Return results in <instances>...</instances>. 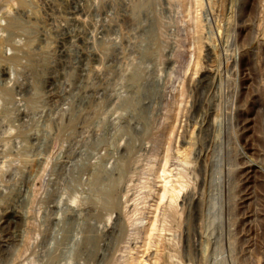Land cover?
Listing matches in <instances>:
<instances>
[{
  "label": "rangeland",
  "instance_id": "obj_1",
  "mask_svg": "<svg viewBox=\"0 0 264 264\" xmlns=\"http://www.w3.org/2000/svg\"><path fill=\"white\" fill-rule=\"evenodd\" d=\"M136 1L138 0H84L83 5L87 8L88 15L80 19L81 22L77 24L69 16L67 17V11L78 3V0H0V56H2L0 119L8 110L7 101H11L12 106L6 112L7 119L10 121L14 119L12 122L17 121L19 111L18 107L14 106V101L20 99L19 88L25 90L34 83L32 87L39 88V90L36 88L37 93L31 94L32 96L28 95L30 94L28 92L25 94L28 99L31 97L30 100H34V106L30 107L29 112H32L35 119L31 117L29 122L35 125L31 126L32 130H39L41 135L38 144L42 145L40 150L37 142L35 141V144L32 142L35 146L31 149L30 162L25 161L24 167L19 165L18 161L0 163V185L5 180L9 167L10 170L18 169L20 174L28 168V172L32 174L36 166L34 164L43 158L45 160H43V172L41 176L33 178L29 189V201L23 206L29 218L23 238L15 247L12 259L7 264H42V245L49 238L50 229L54 227L51 221L53 219L51 206L62 193L56 179L59 174H66L71 169L68 167L71 160H75L80 165V162H87L85 160L91 152H96L98 162L93 160V157L90 162L88 158V162L91 163L89 165L87 162L88 167L93 168L95 163L97 166H103L110 161L114 151L116 152L117 143L125 145V141L129 138L131 145H134L132 147L136 150L129 157L131 158L129 163L132 162L131 168L128 164L130 173L129 176L126 175L128 178L125 176L124 179V184L130 186L126 188L123 184V193L120 191V195H124L121 202L128 208L125 219L129 223H134L140 213H144L146 217L157 215L158 226L164 225L167 229L159 235L160 238L157 236L153 238L155 241L153 250L157 247L162 254V264H165L166 257L173 262L171 264H264V177L261 174L264 173V0H144L151 3L150 12L153 16H148V20L144 13L138 18L130 15L132 2ZM26 9L30 12L25 11ZM22 11L29 13L28 17L34 21L30 28L38 32L35 31L38 38H35L37 40L35 45L46 39L49 45L43 50L36 49L38 46L34 44L32 46L35 53L39 50L41 51L38 54L44 53L45 49L46 56L48 54L47 57H51L50 59L46 57L45 61L47 59L48 61L42 64L41 71H37L39 78L32 75L37 80L28 74L29 69L26 62V65L24 64V58L22 59L25 56H21L22 53L16 50L23 43L26 35L16 32L17 35L11 38V44V40L7 41V33L4 31L8 19L21 14ZM50 11L54 13L53 20L47 21V13ZM152 23L156 25L155 36L159 49L154 56H157V59L152 56L150 62L154 64L150 63L147 67L150 71L145 68V73L150 75L146 78L148 81L160 85V91L164 96L163 105L161 104L164 107L158 108H161L162 112L155 111L152 131L155 133V130L161 126L166 107L172 110L169 114H174L171 115L170 122L175 124V131L171 139L157 137L150 131V136L144 139L140 147L136 142L142 138L140 135L142 129L133 130L131 137L125 136V140L120 141L123 135L128 133L127 116L124 114L118 116L117 121L110 118L114 112V104L112 107L111 105L118 96L122 100L124 98L130 100L129 102L137 110L143 105L133 102L132 96L129 98L128 92L126 93L127 89L125 92L122 89L121 92V86H128L129 83L119 84L116 81L118 79L115 78L122 74L119 72L120 69L121 72L128 73L127 77L129 76L128 66L131 60H124L119 67L108 68V65L118 47L126 49L125 53H129L134 48L132 45L140 44L143 41L141 36H148L149 32L147 33L146 30ZM76 26L80 34L97 33L100 27H104L106 37L101 41L100 50L103 59L108 61L104 60L106 62L104 66L114 71L109 76L113 75L112 78L114 77L115 80L110 77L104 80L103 85L110 92L107 89L108 92L100 96L102 99L98 96L92 98L77 90L80 76L78 65L75 63L78 51L83 49V45L77 43V40L69 44L68 48L71 52L68 49L67 61H65L67 65L63 69L60 68L61 83L57 87L59 89L55 91L57 94L46 93L48 89L44 80L54 71L55 59H60V52L55 44L60 35L79 31ZM15 36L17 38H14ZM18 36H22L21 39ZM15 45L16 47H13ZM125 55L127 56V53ZM16 57H19V60L17 59L13 67L17 73L9 78L4 74L3 68L9 67V60ZM112 67L116 69L113 70ZM126 69L128 72L125 71ZM91 75L89 80L94 79V75L93 77ZM20 76L25 78L21 79ZM30 77L33 79L32 84L28 83ZM65 82L71 85L73 83L72 92L64 89ZM5 90L10 95H8L10 100L3 94ZM88 101L93 102L94 107H90ZM86 114H89L86 125L95 126L98 120L102 128L98 130L97 136L96 134L89 136L88 141L86 137L80 140L77 136ZM247 124H251L252 127L245 131L244 127ZM62 125L66 128L64 133H57V127H63ZM6 126L7 124H4L2 127L4 130L6 128L7 132L8 126ZM12 127L14 129L8 132L9 135L5 134L7 139L15 136L10 135L16 132L15 126ZM55 133L61 135L60 138L56 135L58 137L56 139ZM42 139L47 141L48 146ZM99 140L102 141L103 146L98 145ZM121 155L123 154L120 153ZM166 155L169 156L170 169H176L175 172L181 169L187 173L185 180L183 179L186 184L184 183L183 191L174 207L175 212L170 207L168 198L163 201L164 203H159L155 195L151 197L149 194L150 187L157 189L160 186L155 170L161 162H164ZM39 156L43 158L40 159ZM104 160L107 161L103 163ZM253 162L257 163L260 173H256L247 181L241 167ZM67 178L66 176L65 179ZM83 178L86 180L87 176L83 175L82 180ZM126 190L129 192H125ZM247 194H251L252 198L246 201L244 199ZM80 197L78 196L74 203L78 204H73V209H81L79 206L83 203ZM63 198V202L66 203L67 196ZM123 198L128 200L126 201L128 203ZM249 212L253 213V216L248 219ZM115 220L114 214L110 221L113 223ZM45 231H49L48 236ZM118 242L116 259L125 256L126 248L129 247L127 241ZM134 243L131 241L132 247L135 246ZM116 262L118 264L119 261Z\"/></svg>",
  "mask_w": 264,
  "mask_h": 264
},
{
  "label": "bare ground",
  "instance_id": "obj_2",
  "mask_svg": "<svg viewBox=\"0 0 264 264\" xmlns=\"http://www.w3.org/2000/svg\"><path fill=\"white\" fill-rule=\"evenodd\" d=\"M83 1L84 0H78V3H76L72 8H70L69 11H67V14H68L67 17L69 16L71 18V20H74V22L77 24H79V22H81L80 19L86 18V16L88 15L86 12L87 8L84 7ZM150 4L151 3L149 1H144V0H138L136 2H132L130 15L134 18H138L142 13H144L146 19L148 18V16L152 17L153 15L150 12V10H151ZM23 8H25V7H23ZM25 11H27V9ZM25 11H22V13L18 14L17 16L10 17L7 21V26H6L4 31H6V33H7V37H8L7 41L9 40V42L14 35H17V34H15L16 32H19L23 35H26L25 38L23 36V38L25 40L22 38L24 41L21 40L23 43L21 44V46L19 45V47H17L16 50L18 51V53H22L21 56H25V57H22V59L24 58V64L26 62L27 65L26 64L25 65L29 69L28 74L31 76L34 75L37 78H39L40 75L37 74V71L40 70V67L42 66V64H45L48 61V59L51 58V57L50 58L47 57L48 54L46 56V52H45V49H46L45 47H47L49 45H48L47 39L44 42L40 41L39 44L36 43L38 47L35 45V42L37 41V40H35V38H37V35H35V31L37 32V30L33 31L30 28V25L34 24V21L30 20V18L28 17L29 13H25ZM27 12H30V11H27ZM53 14L54 13L51 11H50V13H47V17H46L47 21L53 20V16H54ZM155 27H156V25H154L153 23H152V25H149L148 29L146 30L147 33L149 32L148 36H146L145 34H144L145 36H141L143 38V41L141 43L139 41H137L140 44H138V45L135 44L136 46L132 45V46H134V48H132L129 51V53L126 52L127 56L125 55L126 49H122L121 47H118L119 49L115 50V54L109 62L110 65H108V68H110L109 66L119 67V66H121V64H123L124 60H127V61L131 60L130 61L131 63L128 66L129 69L127 68L129 73H130L129 76L127 77L126 75L128 73H126V72L123 73V72H121V69H120L119 72L122 74H120L119 77L116 76L115 78L118 79L116 81H118L119 84H122L125 82L128 85V83H129L128 86H123V85L121 86V88H120L121 92H123V91L125 92V89H127L126 93L128 92L129 98H130V96H132L133 102L135 101L136 104H138V105L143 104V105H142L140 110H137V108L132 106L131 102H129L130 100H127L125 98H124L125 100L124 99L122 100L118 96L117 100L114 101L111 105V107H112L114 104V112H113V114H111L110 118L117 121L118 116L119 117L121 115L123 116V114L125 116H127L126 120L128 123V126H127L128 133H125L123 135V137L120 139V141H124L125 136L131 137L133 130H137L139 128L142 129V133L140 134L142 136V138L140 137L141 139L136 142V143H139L140 147H142L143 141L146 140L145 138H147L148 135L150 136V131H152L154 129L153 125L155 122V111L157 112V110H158L159 113L162 112V111H160L161 108L160 109H158V108L163 105L162 103L164 101V98H163L164 96L162 95V92L160 91V85L158 86V83L153 84L152 82H150V80L148 81L146 78L149 77L150 75L145 73L146 72L145 68H147L150 65V63L154 64L153 62H150V60L153 59L152 56L154 57L155 54L158 53L157 49H159L157 37L155 36V30H156ZM33 28H34V26H33ZM76 28H77V26H76ZM103 29H104V27H100V30L97 33L91 32L89 34H86V33L84 34L81 32L82 34H84V36H83L82 34H80V30L77 28V30H79V31L76 30L77 32H74V34L66 33V34H62L59 36L55 45H57V48L59 49L58 52H60V54L59 53L58 54L60 55V59H58V58L55 59L54 67H53L54 71L51 72L50 75L46 76L47 78H46V80H44V81H46L44 83H46L47 89H48V91L46 90V93L50 92L53 95V93L57 89H59L57 87H59L58 85L61 83L60 78H59L60 68L62 67V69H63L67 65L65 63V61H67L66 55L68 53V49H69L68 47H69L70 43L73 44L74 40H77V43L79 42L81 45H83V49L78 51L77 59H76L77 62L75 63L78 65L77 68H78L79 76H80V79H79L78 84L76 86L77 90L78 89L81 90L84 95H90V97H92V98L95 96H98L99 98H101L100 96H102L106 93L108 88L103 85L104 80L109 78L110 77L109 75L111 74V72L113 73L114 71H112V70L110 71L109 69L106 68L107 66L106 67L104 66V65H106L105 64L106 62L104 61L106 59H103L104 56L102 55V52L100 50L101 44H102L101 41L104 37H106L105 31ZM21 37L22 36H20L19 38L21 39ZM43 37L46 38V35L43 34ZM14 38H17V36H15ZM1 40H3V39H1ZM7 41H6V43H7ZM13 42H16V41L13 40ZM7 44H9V43H7ZM11 44H12V40H11ZM33 44H34V46L37 47L36 49H42L43 50V48H45L44 49L45 54L44 53L38 54V52L41 50H39L37 53H35L33 50V47H32ZM103 45H105V44H103ZM13 47H16V45ZM102 47H105V46H102ZM87 48H88V50H87ZM14 51H15V49H14ZM33 52H34V54H37V55H34ZM70 52H71V50H70ZM2 55L4 56V54H2ZM13 56H14V54H13ZM21 56L19 55V57H21ZM1 57L2 56H0V60L2 59ZM19 57L18 58L16 57L14 59L11 58L12 60H9L10 57H9V59L7 58L10 62V66L7 68H5V66H4V68H3L4 74L7 77H9V78L13 77V75H15L17 73V71L15 70V68L13 66H14V63H16L17 59L19 60ZM46 57L48 58L47 61H45ZM154 59H157V56L154 57ZM22 64L23 63H21V65ZM152 64H151V66H152ZM114 68H113V70H114ZM120 68H122V67H120ZM42 69H44V68H42ZM127 69L125 71H127ZM147 69L149 72L150 71L149 68H147ZM117 70H118V68H117ZM42 73H43V71H42ZM24 74H23V76H24ZM91 74L94 75V79L89 80V77ZM18 75H19V73L17 74V77H18ZM41 75H43V74H41ZM112 76L110 78H112ZM20 78L24 79L25 77L23 78L20 76ZM32 78H33V76H32ZM32 78L30 77V80L28 83L32 84L31 82H33V79H34V78L33 79ZM31 79H32V81H31ZM34 80H37V79H34ZM113 80H115V79H113ZM90 81H92V82L90 83ZM96 81L99 82V84ZM102 81H103V83H102ZM15 83H16V81H15ZM38 84H40V81ZM33 85H34V83H33ZM72 85H73V83H72ZM72 85L70 83L65 82L64 87H66V88H64V89H69V91L74 90ZM74 85H75V83H74ZM32 86L31 85H29L28 87L26 86L27 88H25V90L23 89L24 88L23 86H22L23 90H21V87L19 88L18 95L20 96L19 97L20 99L18 101L17 100L14 101L15 102L14 106L16 105V107H18V111H19V115H18V118H16V120H17L16 122H12L14 119H12V121L7 119L8 116L6 115V112L11 108L12 103H11V101L10 102L7 101V103H6V105L8 106V110L5 112V116L0 119V163L4 164L5 162H8V161H11L14 163L15 161L16 162L18 161V164L20 163L19 165L24 167L25 161L30 160V154L32 153L31 149H32V146H35L34 145L35 141L37 142L36 143L37 146H40L39 147L40 150L42 149L41 143L38 144V142H40L39 140H40L41 134H39V130L38 131L32 130L31 129V126H33L32 122H29L31 117L33 118V116H34L32 114V112H29L30 107L34 106V104H33L34 100L33 101H32V99L30 100V98H31L30 96H29L30 98L28 99L26 97V94H27L26 92L30 93L28 95L34 94L35 92L37 93V91H36L37 87L34 88L35 86L34 87H32ZM109 88H111V87H109ZM122 89H123V91H122ZM37 90H39V88H37ZM108 91H109V89H108ZM111 92H112V90H111ZM3 94L6 96L7 99L10 98L9 97L10 95L6 92V90L3 91ZM38 94H39V92H38ZM79 94H82V93H79ZM4 95H3V97H4ZM56 96H58V95H56ZM48 97H49V94H48ZM68 97H67V99H68ZM54 98H57V97H54ZM54 98H52V99L55 100ZM97 101H99V100H97ZM35 103H36V101H35ZM94 103L96 104V102H94ZM89 106L94 107L93 102L90 101ZM90 107H88V108H90ZM163 107L164 106H162V108ZM166 108L167 109L163 112L164 115L162 117V123L160 124L161 126H159L157 128L158 131L155 130V133L156 132L157 133L155 134L152 131L151 134L153 133V135H156L157 137H162V138L169 137L168 139H171L170 137L173 135V133L175 131V124L173 122H170V120L172 119L171 115H174V114H169L172 110L171 111L168 110L169 107H166ZM93 112H95V111H93ZM16 113H17V111H16ZM33 113L35 114V111ZM87 113H89V112H87ZM159 113H158V115H159ZM69 114H70V112H69ZM93 114H95V113H93ZM88 115L89 114L85 115L84 122H82V125L79 124L81 126H80V130H79V134L77 136L79 137L80 140L86 137V139L88 141L90 138L89 136H91L92 134H96V136H97V132H98V130L100 131V128H101L100 122L98 120L95 122V126H93L94 124L93 125L91 124L89 126L86 125L87 121H88L87 117H89ZM72 116H73V114H72ZM79 118H81V117H79ZM33 119H35V118H33ZM38 123H40V122L38 121ZM4 124H7V126H8V127L6 126L7 132H6V128L4 130L2 127ZM13 125L15 126L16 132H14V133L10 132L11 133L10 135L11 136L15 135V136H13L12 138L9 137L10 139L9 138L7 139L6 136H7L9 131H12ZM250 125L251 124L245 125L244 130L248 131L252 127ZM36 128L37 127H35V129ZM64 129H66V128H64V126L63 127L59 126V127H57V131L56 130L55 131L57 133L62 134V132L64 133V131H65ZM113 131H115V130L113 129ZM5 134H6V136H5ZM56 135L59 136V134L55 133V136ZM60 136H59V138H60ZM43 137H45V136H43ZM45 138H47V137H45ZM57 138L58 137L56 136V139ZM3 139H7V140H3ZM138 139H139V137H138ZM43 140L45 143L47 142V141H45V139H42V141ZM47 140H48V138H47ZM50 141L53 142L52 140H50ZM130 141L131 140L129 138L127 141H125L126 142L125 145H123L121 143H119V144L117 143V145L115 146L116 152L114 151L112 158L110 155V157H109V158H111L110 161L106 162L107 160L106 161L104 160L103 163H105V162L106 163L103 164V166L102 165L97 166L96 165L97 163H95V164L93 163L94 164V166L92 165L93 168L88 167V164H87L88 158L90 161V159L93 157L92 159L96 160L98 162L97 154H95L96 152L95 153L91 152V155H93V156H91V155L88 156L87 159L85 160L87 162H80L79 163L80 165H78V163H76L75 160H73V161L71 160L70 165L66 161V163L69 165L68 167H70L71 169L70 168H69L70 170L67 169L69 171H67L66 174H63V175L59 174L57 179H56L57 184L60 185L59 189L61 190L62 193L58 196V198L55 200V202H53V206H51L53 208L52 209L53 210V214H52L53 219L51 221H53L54 227L52 230L49 228L50 229V235H49V238L47 240H45V239L48 236L49 231L48 232L45 231V233L47 232V236L45 237V239H44L45 242L42 245V260H41L42 264H72V263L73 264H116L117 263L116 261H119L118 264H162L161 263V260H162L161 255L162 254H160V251L158 250L157 247L155 248V250H153V247L155 246L154 245L155 241L153 238L155 236L159 237V235L162 232L166 231L167 229H166V226H164V225L158 226L159 221L157 223V215H154L151 217H146V215L144 213H140L139 218L134 223H129L125 219V218H127L126 214H128V212H127L128 208H127V205H125L121 202V201H123L122 197H124V195L123 194H122L123 196L120 195V191H122V193H123V190H122L123 187L122 186L125 183V181H124V179H126L125 176L127 174H128L127 176H129V173H130L129 169H128V164L130 165V168H131L130 163H132V162L130 161V163H129V160L131 159V158L129 159V157H131L134 150H136V148L132 147L134 145H131ZM32 142H34V144H32ZM100 144H101V146H103L102 141H100L98 145H100ZM46 145H47V143H46ZM47 146H45V149H47ZM84 147H85V145H84ZM91 150H92V148H91ZM80 151H82V150H80ZM77 152H78V150H77ZM44 153H46V152H44ZM120 153H122L123 155L120 156ZM79 155H80V153H79ZM116 156L118 158H116ZM168 157L166 155L164 158V162L163 163L161 162V164H159V167L157 168V170L154 169L155 171H157V175H158L157 178L159 180L160 186L157 189H152L153 187H150L151 189L149 188V190H150L149 194L151 195V197H154L153 195H155L156 196L155 198L159 199L158 200L159 203H162L165 199L168 198L169 203H170V207L175 212L176 208L174 209V207L177 204V202L180 198V194L184 188L185 182H183V181L185 180V176H186L185 173L186 172L184 173V171L181 169H179V170L177 169L176 172H175L176 169H170V167L168 165L169 164ZM39 158H40V156H39ZM42 158H43V156L40 159H42ZM43 160H44V158L42 160H38V162L34 164L36 166H34V170H33L34 173L31 172L32 174H30L28 172V170H29L28 168H27L28 170L27 169H26V171L23 170L22 171L23 173L21 172V174H20L18 169L17 170L16 169L10 170L11 167H9V169H8L9 171L6 172V175L4 177L5 180L3 182H1V185H0V264H7L9 261H11L13 253L16 250L15 247L18 244H20V242L23 238L24 229H25V226L27 225V222L29 219L27 216V212L25 211V209H23V206H25V204H27L29 201V198H30L29 197V189H30L31 183H33V180L36 179L41 174V172H43L42 171V167H43V163H44ZM32 161L33 160H31V162ZM90 162H88L89 165H91ZM241 169L243 171L242 172L243 176H245L247 181L251 180L256 173H258V172L260 173V171L258 170L257 163H254V162L241 167ZM184 170H186V169H184ZM150 171H152V169ZM261 174H262V177H264V173H261ZM83 175L87 176L86 180H84V178H83L84 181L82 180ZM66 176L68 177L67 180L65 179ZM34 177H36V178H34ZM131 177H132V175H131ZM174 178L176 180H174ZM127 182H128V179H127ZM35 184H36V182H35ZM61 185H62V187H61ZM132 185L133 184H131V186ZM128 186H130V185H128ZM128 186L125 185L124 187L128 188ZM125 192H129V190L128 191L126 190ZM65 196H67V200H66L67 202L66 203L63 202V199H64L63 197H65ZM78 196H81L80 199L83 203V205L82 204L80 206L78 205L79 207H81V209H79V210L73 209V204L76 203ZM250 198H252L251 194H247L244 200L247 201ZM126 201H128V200H125V202ZM77 202H80V201H77ZM126 203H128V202H126ZM77 204H74V205H77ZM121 205H123L125 207H122ZM155 213H156V211H155ZM114 214L116 216V220H115V222L111 223L110 220H111L112 215H114ZM135 216H136V214H135ZM252 216H253V213L249 212L247 215V218L249 219ZM126 222H127V224H126ZM119 240L124 241V242L127 241V243H129V247L126 248L127 252H126L125 256L120 257V259H116L115 253L117 251V246H118L117 243H119L118 242ZM131 241L135 242L134 247H132ZM165 260H166L165 264H171V262H172V261L170 262L169 257H166Z\"/></svg>",
  "mask_w": 264,
  "mask_h": 264
}]
</instances>
